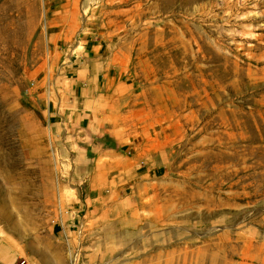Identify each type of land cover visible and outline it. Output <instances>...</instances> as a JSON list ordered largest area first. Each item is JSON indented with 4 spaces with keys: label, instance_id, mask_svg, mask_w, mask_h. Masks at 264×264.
<instances>
[{
    "label": "rangeland",
    "instance_id": "obj_1",
    "mask_svg": "<svg viewBox=\"0 0 264 264\" xmlns=\"http://www.w3.org/2000/svg\"><path fill=\"white\" fill-rule=\"evenodd\" d=\"M15 1L0 264H264V0Z\"/></svg>",
    "mask_w": 264,
    "mask_h": 264
},
{
    "label": "bare ground",
    "instance_id": "obj_2",
    "mask_svg": "<svg viewBox=\"0 0 264 264\" xmlns=\"http://www.w3.org/2000/svg\"><path fill=\"white\" fill-rule=\"evenodd\" d=\"M14 1V0H12ZM78 1V0H76ZM17 2V0L15 1ZM16 4H19L18 2ZM78 22V19H77ZM106 33V31H103ZM16 36V34L11 33L9 35L10 39H13ZM106 38V34L104 35V40ZM17 39H15L16 41ZM61 54H59V57ZM90 56V52H87L86 57L88 58ZM11 112L8 109L0 110V157H2V161L0 162L1 168H3L5 171L11 172L14 169L13 166V148H11V145L14 141V137L12 136V130L9 125V115ZM116 120V118H115ZM22 158L19 160L22 161V164L25 166L26 160L28 158V153L23 152ZM21 172H25V168ZM3 192L6 194L7 203L11 207H18L20 205H23L26 203L25 197L23 194H21L18 190V188L10 181L6 182L3 186ZM116 202V200H114ZM195 254H193L194 256ZM192 256V255H190ZM56 258V259H55ZM51 261L55 259L54 264H61V256L58 255H51L50 256ZM187 264H212L208 256L204 257L202 254H198L196 258L189 259Z\"/></svg>",
    "mask_w": 264,
    "mask_h": 264
},
{
    "label": "built area",
    "instance_id": "obj_3",
    "mask_svg": "<svg viewBox=\"0 0 264 264\" xmlns=\"http://www.w3.org/2000/svg\"><path fill=\"white\" fill-rule=\"evenodd\" d=\"M14 264H29L26 258L18 259Z\"/></svg>",
    "mask_w": 264,
    "mask_h": 264
}]
</instances>
